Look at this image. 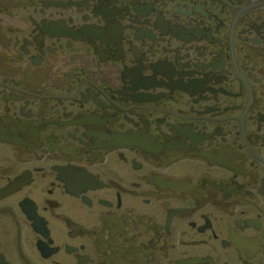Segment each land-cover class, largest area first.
<instances>
[{
	"label": "flooded vegetation",
	"instance_id": "flooded-vegetation-1",
	"mask_svg": "<svg viewBox=\"0 0 264 264\" xmlns=\"http://www.w3.org/2000/svg\"><path fill=\"white\" fill-rule=\"evenodd\" d=\"M251 1L216 5L219 35L157 15L203 24L192 45L153 16L138 19L155 44L128 37L138 0H0V264H264V35L238 36L264 10L237 20Z\"/></svg>",
	"mask_w": 264,
	"mask_h": 264
},
{
	"label": "water",
	"instance_id": "water-1",
	"mask_svg": "<svg viewBox=\"0 0 264 264\" xmlns=\"http://www.w3.org/2000/svg\"><path fill=\"white\" fill-rule=\"evenodd\" d=\"M141 1V3H133L129 9H124V12H126V15L131 18L130 26H127V30L129 31L128 37H131L136 41H145L149 40L153 44H155V40L152 35L148 34L147 30L140 27V25H147L151 26L150 22L144 20L140 21L138 18H148L149 16H153L156 18L155 23L152 25L153 29L160 30L162 32L163 36H171L180 40H183L185 43H192V45H196V43H200L202 39H206L204 36L205 33L207 35L208 32H206L205 28H200L203 24L197 25L192 30H188L185 33L181 32H174L171 28L164 26L163 24H159V20H157V15H159V18H161V22L163 23V18L169 17L172 18V20H165L167 22H176L181 21L180 19L182 17H191V18H204L209 21H211L212 29L209 28V33L212 35H219L221 27L224 26V23L228 21V14L222 13L218 10L216 5L219 2L225 3V0H161L163 3L157 7V9L154 10V8L148 6L146 3H148L151 0H138ZM228 3V2H226ZM225 3V4H226ZM240 13L237 14V20L238 22L244 17L249 14L255 13L257 10H264V0H253L251 2H248L241 7ZM235 13V12H234ZM236 14V13H235ZM164 27V28H161ZM182 34V35H179ZM185 35L190 36L189 38ZM262 35H264V20L260 23H251V24H245L241 27L239 30L238 36L244 37L247 39V37H250L251 42L254 45H259V41L257 39H263ZM201 39V37H203ZM208 36V35H207ZM144 42H142L143 44ZM194 47V46H193ZM191 47V48H193ZM149 54H151L152 58L154 57V54L152 49H149L147 51ZM141 54V52H139ZM138 53V54H139ZM137 55V54H135ZM143 60L142 55L136 59V62L138 65ZM137 65V66H138ZM141 66V64H140ZM160 67L159 70L161 75L166 76L168 79L171 77V72L173 71L169 69L168 65L161 64V63H155L152 60V63L148 65V68L151 70V72H157L158 70L156 67ZM169 71H168V70ZM173 74V73H172ZM138 77L133 76L131 79V83H137Z\"/></svg>",
	"mask_w": 264,
	"mask_h": 264
}]
</instances>
